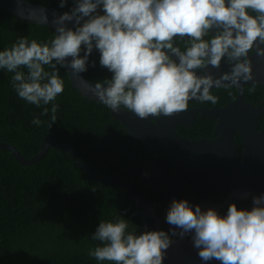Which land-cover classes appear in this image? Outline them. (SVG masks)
I'll list each match as a JSON object with an SVG mask.
<instances>
[{
	"label": "clouds",
	"instance_id": "1",
	"mask_svg": "<svg viewBox=\"0 0 264 264\" xmlns=\"http://www.w3.org/2000/svg\"><path fill=\"white\" fill-rule=\"evenodd\" d=\"M66 3L59 0L61 8ZM73 3L70 11L53 14L55 34L50 41L39 43L24 36L0 51V70L13 73L11 84L19 98L37 107L53 102L50 110L45 107L41 112V116L51 112L49 128L57 121L54 101L64 91L57 65L79 76L95 67V61L89 62L94 50L100 66L112 74L95 83L94 95L112 111L123 108L141 119L175 115L187 110L192 99L218 103L213 86L227 88L252 80L249 53L254 50L264 57V0ZM222 59L230 66L228 72L218 78L197 74L209 65L219 69ZM254 90L253 84L249 91ZM32 123L40 126L43 121L35 117ZM243 195L246 198L248 193ZM165 220L173 226V235L177 228L181 237L192 233L202 261L264 264V194L252 196L250 210L229 203L223 215L211 207L173 199ZM128 227L125 219L100 220L92 234L100 243L88 255L111 264H163L172 244L169 233L136 234Z\"/></svg>",
	"mask_w": 264,
	"mask_h": 264
},
{
	"label": "trees",
	"instance_id": "2",
	"mask_svg": "<svg viewBox=\"0 0 264 264\" xmlns=\"http://www.w3.org/2000/svg\"><path fill=\"white\" fill-rule=\"evenodd\" d=\"M27 1L65 12L74 6L73 0H67L63 8L59 0ZM54 34L48 26L18 19L0 8V51L19 37L44 43ZM90 57L95 67L83 72L86 78L96 83L110 78L112 74L99 64L98 51ZM57 68L64 91L54 101L57 121L50 128L51 112L45 116L41 112L45 107L50 110L53 102L37 107L19 98L11 84L13 73L0 70V140L12 143L28 158L38 151L44 136L53 135L59 143L71 146L79 161L98 177H109L126 163L130 165L122 151L131 145L142 150L145 146L111 117L103 103L82 97L70 84L65 68ZM256 89L262 94L260 87ZM35 117L43 121L40 126L32 123ZM129 204L123 188L92 181L66 151L49 147L41 159L26 166L0 149V264H111L88 255L100 243L92 234L100 220L117 218L125 219L127 231H132L140 222L122 212Z\"/></svg>",
	"mask_w": 264,
	"mask_h": 264
},
{
	"label": "water",
	"instance_id": "3",
	"mask_svg": "<svg viewBox=\"0 0 264 264\" xmlns=\"http://www.w3.org/2000/svg\"><path fill=\"white\" fill-rule=\"evenodd\" d=\"M0 8L18 19L48 26L54 33L53 14L59 16L65 12L27 0H0ZM98 11L102 13V10ZM44 15L47 16L46 21L43 19ZM68 26L71 27V24ZM249 59L253 79L232 86L237 90V96L223 107L187 108L172 116H150L146 119H141L123 108L117 111L108 108L111 117L116 119L134 140L145 144L152 156L154 149L166 153L167 159L172 161L174 171L172 176L166 177L164 181L156 177V168L153 165L152 171L147 174H139L138 170L123 169L109 177H98L90 166L79 161L77 152L71 146L59 143L53 135L44 136L38 151L28 158L23 157L12 143L0 140V149L11 152L18 163L26 166L41 159L49 147L66 151L75 165L85 171L92 181L113 183L123 188L136 206L143 204L144 210L137 212L138 215L147 214L148 203L154 197V203H163L165 211L173 199H184L192 206L200 205L202 209L211 207L218 212V195L223 192L228 193L225 200L227 205L235 203L238 208L250 210L252 196L264 194V128H261L258 119L260 114H264V106L263 103L254 106L246 101L244 88L255 84L264 89V57L258 56L253 50ZM65 70L70 84L82 97L100 102L93 93L96 82L86 78L83 72L75 76L70 68ZM229 70L230 66L221 61L219 69L209 65L206 69L197 70V74L211 73L214 78H218ZM194 100L196 99L189 102ZM196 114L216 121L214 139L190 140L175 131L177 124H192ZM235 132L238 133L242 144L240 160L236 157L238 146L233 137ZM189 187L191 193L187 192ZM244 193H248L246 198ZM201 194L204 197H200ZM169 227L172 230L173 226ZM175 231L178 238L172 240L163 264H219L216 260L205 262L199 258L197 249L193 247L192 233H188L190 237L186 239L179 235L180 229Z\"/></svg>",
	"mask_w": 264,
	"mask_h": 264
},
{
	"label": "flooded vegetation",
	"instance_id": "4",
	"mask_svg": "<svg viewBox=\"0 0 264 264\" xmlns=\"http://www.w3.org/2000/svg\"><path fill=\"white\" fill-rule=\"evenodd\" d=\"M252 15H255V13H251ZM207 39V37H206ZM178 43H181L178 41ZM182 46V44H181ZM253 52L249 53V56H251ZM222 61H224L222 59ZM255 85V84H254ZM248 87L247 89H245ZM253 87L252 85H247L244 88V98L246 101L250 102L254 106H257L259 103H263L264 106V89L259 86L255 85L254 91H249L250 88ZM260 87L262 90V94L259 93V90L256 88ZM232 89H235L234 87H220V88H212V94L218 97V103L211 104L210 102L201 103L199 100H194L191 102H188L187 108H199V107H223L226 104L232 102L235 100L237 96V90L235 89L236 95H234V91ZM260 121L261 128H264V114H260L258 117ZM213 122V126H211V123ZM216 121L213 119H208L206 117H202L200 114H196L194 121L189 126H185L183 124H177L175 126V131L182 137L190 139V140H211L215 138L214 135V126ZM238 149L236 157L238 160L241 159L242 154V144L240 142L238 133L235 132L233 135ZM140 144L144 145V149L142 150L137 145H131L129 146V149L122 151L124 155H126L128 163L124 165L123 169L128 170H138L139 174H147L152 171V165L156 168L155 175L156 177H159L162 181L165 180L166 177H170L173 174V165L172 161L167 159L166 153L160 152L157 149L153 150V156L151 155V151L149 148L140 142ZM146 150V152H143ZM119 170V171H120ZM116 173V172H115ZM188 193H191V187L187 190ZM128 194V193H127ZM129 195V194H128ZM200 197H204L203 194L200 195ZM228 197V193L223 192L222 194L218 195L220 207L218 209V213L221 215L226 213L227 204L225 200ZM209 198V195H208ZM130 204L127 207L126 210L122 212H129L131 219H138L140 224H137L135 227L132 226V231H135L136 234H139L140 232H143L145 230H163L169 233L172 240L177 239L178 235H173L171 232V229L169 227V224L166 223L165 217L167 211L164 210V204H155L156 198H152L151 202L148 203L149 209L146 210L147 214L138 215L137 212H140L144 210L143 204H138L137 206L131 202V198L129 196ZM144 219V220H143ZM184 237L186 239H189L190 235L185 234Z\"/></svg>",
	"mask_w": 264,
	"mask_h": 264
}]
</instances>
